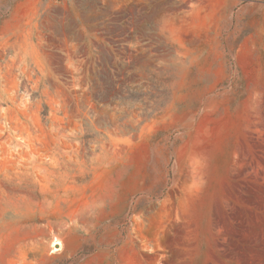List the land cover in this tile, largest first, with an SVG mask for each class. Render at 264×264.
Masks as SVG:
<instances>
[{
  "label": "rangeland",
  "instance_id": "1",
  "mask_svg": "<svg viewBox=\"0 0 264 264\" xmlns=\"http://www.w3.org/2000/svg\"><path fill=\"white\" fill-rule=\"evenodd\" d=\"M19 263L264 264V0H0Z\"/></svg>",
  "mask_w": 264,
  "mask_h": 264
},
{
  "label": "crops",
  "instance_id": "2",
  "mask_svg": "<svg viewBox=\"0 0 264 264\" xmlns=\"http://www.w3.org/2000/svg\"><path fill=\"white\" fill-rule=\"evenodd\" d=\"M38 236H39V233H37L36 236L34 234V237H38ZM38 238L40 239L39 241H41L42 239L43 240H46V238H48V233L44 231V233H42V236L41 237H38ZM68 238H70L72 240V243H71V245L66 246V250H65L66 257L69 256V255H71L75 251V249L77 247L76 244L78 245V243H79L78 240H77V237L75 235H70ZM19 264H22V263H19Z\"/></svg>",
  "mask_w": 264,
  "mask_h": 264
},
{
  "label": "bare ground",
  "instance_id": "3",
  "mask_svg": "<svg viewBox=\"0 0 264 264\" xmlns=\"http://www.w3.org/2000/svg\"><path fill=\"white\" fill-rule=\"evenodd\" d=\"M59 246H60V244H59V242H57V243L55 244V249H56V248L59 249Z\"/></svg>",
  "mask_w": 264,
  "mask_h": 264
}]
</instances>
